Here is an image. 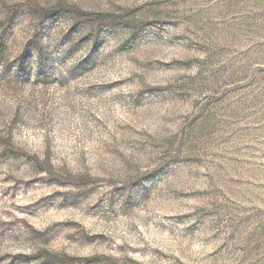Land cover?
I'll list each match as a JSON object with an SVG mask.
<instances>
[{"label": "rangeland", "instance_id": "rangeland-1", "mask_svg": "<svg viewBox=\"0 0 264 264\" xmlns=\"http://www.w3.org/2000/svg\"><path fill=\"white\" fill-rule=\"evenodd\" d=\"M0 264H264V0H0Z\"/></svg>", "mask_w": 264, "mask_h": 264}]
</instances>
